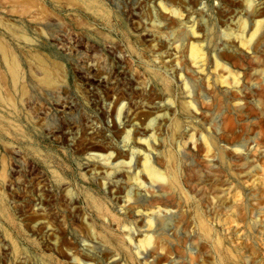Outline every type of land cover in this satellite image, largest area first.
<instances>
[{
  "label": "rangeland",
  "instance_id": "rangeland-1",
  "mask_svg": "<svg viewBox=\"0 0 264 264\" xmlns=\"http://www.w3.org/2000/svg\"><path fill=\"white\" fill-rule=\"evenodd\" d=\"M0 264H264V0H0Z\"/></svg>",
  "mask_w": 264,
  "mask_h": 264
},
{
  "label": "bare ground",
  "instance_id": "bare-ground-1",
  "mask_svg": "<svg viewBox=\"0 0 264 264\" xmlns=\"http://www.w3.org/2000/svg\"><path fill=\"white\" fill-rule=\"evenodd\" d=\"M99 11H101L100 9H99ZM101 13H102V15H105V12H103V11H101ZM260 26V20H258L257 21V24H256V27H255V30L258 28ZM193 29V28H192ZM200 50H201V47L200 46H198L196 43H192L191 42V46H190V54L192 55V56H194V55H196V54H198V53H200ZM38 62H39V64H40V66L46 71L47 70V68H48V65L47 64H45L46 63V59L45 58H42V57H40V58H38ZM12 62H13V65L15 66V68H16V60L15 59H12ZM47 65V66H46ZM155 75H157V74H155ZM52 80V78H49V80L47 79V80H45V83H49L50 84V82H51V80ZM164 81H165V78L163 79ZM176 128L178 127L177 126V124H176V126H175ZM130 138V134H129V132L125 135V139H129ZM211 145V144H210ZM216 149H218V146H214ZM98 156H100V157H103V158H105V159H108V160H111L112 159V156H113V153L111 152V153H109V154H99ZM110 163H113L112 161L110 162ZM123 163H125V164H129V162H124L123 161ZM144 167H145V169H146V171H147V174H148V177H149V180L151 181V182H157V181H161V180H163V181H165L166 180V176H165V172L164 171H162L159 167H157L156 165H154V164H152L151 163V161L149 160V161H146V163H145V165H144ZM93 201H94V204H95V206H97L98 207V209H101V206L99 205V203L97 202H95V200H94V198H93ZM124 202H126V200H124ZM158 208H157V206H155L154 207V210H153V212L155 211V210H157ZM140 212V209H136V212L135 213H139ZM113 218H115V219H119V217H116V216H112ZM152 223H153V220H151V218L148 220V226L149 227H151V225H152ZM200 227H202V229H204L205 230V232H211V231H213V227L211 226V224H209L208 223V221H206V220H203V222H202V224H198ZM129 235H130V233H129ZM129 239H130V236H129ZM151 240H152V236H151V234H144V237H143V239L141 240V242L142 243H149V242H151Z\"/></svg>",
  "mask_w": 264,
  "mask_h": 264
}]
</instances>
